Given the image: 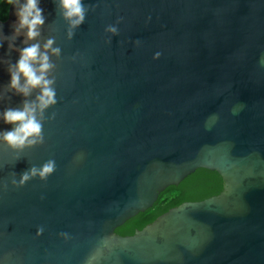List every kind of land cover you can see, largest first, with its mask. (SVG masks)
<instances>
[{"label":"water","instance_id":"1","mask_svg":"<svg viewBox=\"0 0 264 264\" xmlns=\"http://www.w3.org/2000/svg\"><path fill=\"white\" fill-rule=\"evenodd\" d=\"M83 3L69 41L53 0H41L38 42L61 48L46 112L56 116L19 161L0 143V264H264V0ZM15 20L8 6L4 35ZM108 25L119 30L110 44ZM0 40L2 111L21 105L7 62L19 59L9 44H25ZM49 159L46 182L11 185L10 173ZM197 168L220 174L219 193L115 232Z\"/></svg>","mask_w":264,"mask_h":264},{"label":"clouds","instance_id":"2","mask_svg":"<svg viewBox=\"0 0 264 264\" xmlns=\"http://www.w3.org/2000/svg\"><path fill=\"white\" fill-rule=\"evenodd\" d=\"M6 2L13 7L16 20L11 25L13 29L11 37L4 35L2 27H0V37L12 41L23 37L21 43L25 46L17 48L13 43L9 44L11 51H18L19 59L15 63L7 62V71L10 75L7 90L12 95L21 96L22 100L19 107H8L0 111V122L11 126V130L0 131V143L16 153L14 160L19 161L20 154L25 149H33L44 144V124L56 116L55 112L46 116V112L57 104L54 75L56 64L52 58L55 57L57 60L61 58V48L54 46V37L48 38L42 45L38 42L42 35L41 29L45 25V16L40 6L41 0H6ZM53 3L67 25L66 38L70 41L76 30L85 22L89 7L83 3V0H53ZM116 23L119 24L120 21ZM105 32L111 34L105 41L109 44L111 36L119 34L115 25H108ZM134 43L139 46L140 41L136 40ZM0 48H3L2 40H0ZM160 55L159 52L155 53L153 59H159ZM72 59L75 60L76 57L73 56ZM33 93H35L34 98H32ZM10 98L9 96L8 99ZM3 99L4 97L0 96V101ZM55 170V160L49 159L40 167L31 166L23 171L19 180L16 179L15 172L10 173V182L15 188L23 187L27 182L37 178L46 182ZM7 187V184L3 185L5 190ZM42 233L43 228L40 227L36 235L40 236ZM60 236L65 240L70 239L67 233L62 232Z\"/></svg>","mask_w":264,"mask_h":264},{"label":"trees","instance_id":"3","mask_svg":"<svg viewBox=\"0 0 264 264\" xmlns=\"http://www.w3.org/2000/svg\"><path fill=\"white\" fill-rule=\"evenodd\" d=\"M6 0H0V19L4 20L8 13ZM223 179L215 170L197 168L187 175L177 185H169L159 192L153 204L127 219L123 224L115 228L120 235H129L136 229H141L147 223L153 221L158 215L176 206L183 201L200 200L220 192Z\"/></svg>","mask_w":264,"mask_h":264}]
</instances>
